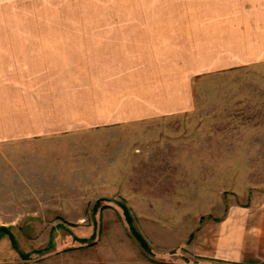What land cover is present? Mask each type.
I'll use <instances>...</instances> for the list:
<instances>
[{"label":"crops","instance_id":"0c3cea01","mask_svg":"<svg viewBox=\"0 0 264 264\" xmlns=\"http://www.w3.org/2000/svg\"><path fill=\"white\" fill-rule=\"evenodd\" d=\"M112 4L92 13L89 22H68L65 9L52 19L45 5L34 0H0V144L184 114L195 109L194 78L264 61V0ZM89 79L93 82L83 81ZM145 188L138 185L139 192L122 202L135 208L138 228L152 247L163 252L182 243L192 256L169 264L264 262V192L230 203L224 214L206 218L195 232L200 220L190 209L192 198L159 199L145 194L150 190ZM120 202L90 204L98 224L89 235L77 232L88 215L64 212L60 205L43 210L54 211L51 218L31 210L1 224H76L53 228L55 237L49 232L43 238V246L53 244L44 255L34 257L39 247L26 252L30 257L25 260L32 264H145ZM162 206H176L173 234L162 233L164 216L155 209Z\"/></svg>","mask_w":264,"mask_h":264},{"label":"rangeland","instance_id":"374dc122","mask_svg":"<svg viewBox=\"0 0 264 264\" xmlns=\"http://www.w3.org/2000/svg\"><path fill=\"white\" fill-rule=\"evenodd\" d=\"M34 1L37 6L44 4L52 19L55 13L65 9L68 22H89L92 13L106 10L114 0ZM193 87L195 109L184 114L141 124L85 128L60 137L0 144V227L13 228L20 249L19 252L15 249L8 234L3 235L0 264H32L21 253H31L39 247L34 257L44 255L53 244L43 246V238L61 224L54 220L12 225L1 224V220L31 210L51 218L56 213L46 214L43 210H56L60 205L64 212L88 215L87 222L78 223L77 232L89 235L91 227L98 224L93 222L90 204L108 199L121 201V208H127L131 232L128 217L150 247L149 252L138 241L142 246L138 247V256L145 260L142 262L169 264L173 258L192 256L182 243L175 250L159 252L145 238L138 228L140 221L135 208L122 202L139 192L138 185L146 186L150 190L144 193L159 199L192 198L194 207L190 209L200 220L198 227L196 222L195 232L201 230L206 218L217 219L224 214L230 203L264 192V61L219 73L212 71L194 78ZM78 201H83V205L73 206ZM155 209L164 216L162 233L171 234V226L178 227L173 224L176 220L171 213L176 206ZM101 222L102 218L100 225ZM61 225L65 229L76 224L65 221ZM50 237L55 236L52 233Z\"/></svg>","mask_w":264,"mask_h":264},{"label":"trees","instance_id":"16d2710c","mask_svg":"<svg viewBox=\"0 0 264 264\" xmlns=\"http://www.w3.org/2000/svg\"><path fill=\"white\" fill-rule=\"evenodd\" d=\"M128 221L131 225V229H132V232L133 234L135 235V237L138 239V241L141 243V245L147 250L150 252V247L148 246V244L146 243V241L142 238V236L138 233V231L132 226V219L130 217H128ZM5 234H8L12 240L14 241V247L15 249L19 252V246L17 245V241H15V238H14V234L13 232L11 231V228H7L5 226H1L0 227V239L2 238L3 235ZM16 242V243H15ZM22 257L24 259H28L30 257V254L29 253H21Z\"/></svg>","mask_w":264,"mask_h":264}]
</instances>
